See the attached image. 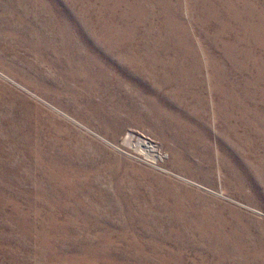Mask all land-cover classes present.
Segmentation results:
<instances>
[{"label":"rangeland","instance_id":"374dc122","mask_svg":"<svg viewBox=\"0 0 264 264\" xmlns=\"http://www.w3.org/2000/svg\"><path fill=\"white\" fill-rule=\"evenodd\" d=\"M0 264H264V0H0Z\"/></svg>","mask_w":264,"mask_h":264}]
</instances>
